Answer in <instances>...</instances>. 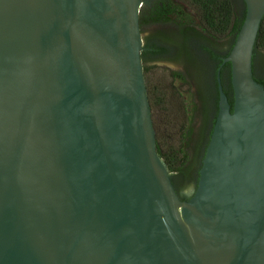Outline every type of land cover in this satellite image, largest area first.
Listing matches in <instances>:
<instances>
[{
  "label": "water",
  "instance_id": "water-1",
  "mask_svg": "<svg viewBox=\"0 0 264 264\" xmlns=\"http://www.w3.org/2000/svg\"><path fill=\"white\" fill-rule=\"evenodd\" d=\"M244 1L198 185L178 194L157 149L144 1L0 0V264H264V0Z\"/></svg>",
  "mask_w": 264,
  "mask_h": 264
},
{
  "label": "trees",
  "instance_id": "trees-1",
  "mask_svg": "<svg viewBox=\"0 0 264 264\" xmlns=\"http://www.w3.org/2000/svg\"><path fill=\"white\" fill-rule=\"evenodd\" d=\"M143 1L140 13L145 39L142 60L157 132V149L173 173V184L181 194L198 185L219 113L217 73L235 44L247 8L244 0ZM153 61L175 64L180 69H170L165 77H156L151 83L150 72L160 69L151 64ZM253 72L255 80L264 86V19L255 45ZM221 79L233 105L230 63L222 67ZM184 86L193 91L185 93ZM159 113H163L160 120H166L165 135L158 130ZM173 128L179 137H175Z\"/></svg>",
  "mask_w": 264,
  "mask_h": 264
},
{
  "label": "rangeland",
  "instance_id": "rangeland-1",
  "mask_svg": "<svg viewBox=\"0 0 264 264\" xmlns=\"http://www.w3.org/2000/svg\"><path fill=\"white\" fill-rule=\"evenodd\" d=\"M155 65H157L160 69H156V70L153 69L150 72L149 76H150L151 83H153L155 81L156 77H158V79H160L162 76L165 77V75H167L169 73L170 69H172V70H179L180 69L177 65L171 64V63H164V62L162 63V62H160V63H156ZM189 90L191 91V89L189 87L184 86L183 91L185 93H188ZM186 98H187V96H186ZM162 116H163V113H162V115H161V113H159L158 116H157L158 117V121H159L158 122L159 123L158 130H159V132H162L163 135H165L166 129L164 127L166 125V122H165L166 120H164V122H163V120L161 121L160 118ZM163 131H165V132H163ZM173 131H174L173 133H174L175 137H179V134L177 135L176 128H173Z\"/></svg>",
  "mask_w": 264,
  "mask_h": 264
},
{
  "label": "flooded vegetation",
  "instance_id": "flooded-vegetation-1",
  "mask_svg": "<svg viewBox=\"0 0 264 264\" xmlns=\"http://www.w3.org/2000/svg\"><path fill=\"white\" fill-rule=\"evenodd\" d=\"M156 63H160V62H158V61H153V62H151V64H156ZM163 63V62H162ZM172 175H173V173H171ZM189 189V188H188ZM188 189H185L183 192H185L186 190H188ZM182 192V193H183Z\"/></svg>",
  "mask_w": 264,
  "mask_h": 264
}]
</instances>
